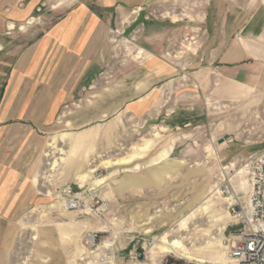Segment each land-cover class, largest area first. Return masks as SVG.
I'll use <instances>...</instances> for the list:
<instances>
[{
    "label": "rangeland",
    "instance_id": "374dc122",
    "mask_svg": "<svg viewBox=\"0 0 264 264\" xmlns=\"http://www.w3.org/2000/svg\"><path fill=\"white\" fill-rule=\"evenodd\" d=\"M109 46L59 107L13 264H231L239 227L215 188L225 176L245 202L264 149V0H153Z\"/></svg>",
    "mask_w": 264,
    "mask_h": 264
},
{
    "label": "crops",
    "instance_id": "0c3cea01",
    "mask_svg": "<svg viewBox=\"0 0 264 264\" xmlns=\"http://www.w3.org/2000/svg\"><path fill=\"white\" fill-rule=\"evenodd\" d=\"M151 1L0 0V264H13L27 188H42L59 107L106 63L113 26Z\"/></svg>",
    "mask_w": 264,
    "mask_h": 264
},
{
    "label": "built area",
    "instance_id": "2783aa9c",
    "mask_svg": "<svg viewBox=\"0 0 264 264\" xmlns=\"http://www.w3.org/2000/svg\"><path fill=\"white\" fill-rule=\"evenodd\" d=\"M245 167L250 174L245 202L235 197L230 179L225 176L219 179L215 192L231 197L228 211L239 227L237 239L229 249L231 264H264V149L251 154L245 161ZM64 196L65 208L78 207L79 202L70 187L65 189ZM91 238L88 237L89 240Z\"/></svg>",
    "mask_w": 264,
    "mask_h": 264
},
{
    "label": "bare ground",
    "instance_id": "6f19581e",
    "mask_svg": "<svg viewBox=\"0 0 264 264\" xmlns=\"http://www.w3.org/2000/svg\"><path fill=\"white\" fill-rule=\"evenodd\" d=\"M223 144V143H222ZM210 151V150H209ZM51 154H53V152H51L50 150L47 151V155L50 156ZM211 155V154H209ZM166 156V154L162 155V157ZM54 157V160L52 162H50V164H56V163H59V161L63 160L64 158L63 157H57V156H53ZM134 157V155L130 156V158L132 159ZM131 159H127V158H118L116 159L115 161H111V160H104L103 162H101L102 164H105V165H112L114 164V166H116L115 164H128L130 163ZM233 166V163L231 164ZM235 174V173H234ZM233 174V175H234ZM82 178L84 176H81ZM212 205V200L211 199H207L205 201V204L203 205V207H201V210H207L209 209V207ZM198 209V208H197ZM171 243V242H170ZM179 242L178 241H173V244H178ZM177 246V245H176ZM73 264V263H71Z\"/></svg>",
    "mask_w": 264,
    "mask_h": 264
}]
</instances>
